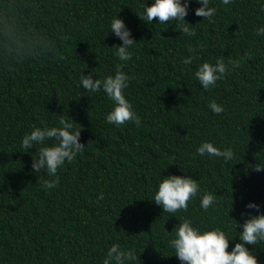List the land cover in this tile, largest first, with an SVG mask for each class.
Listing matches in <instances>:
<instances>
[{"label":"trees","instance_id":"trees-1","mask_svg":"<svg viewBox=\"0 0 264 264\" xmlns=\"http://www.w3.org/2000/svg\"><path fill=\"white\" fill-rule=\"evenodd\" d=\"M145 2L0 0V264H100L113 243L134 249L135 264H180L167 243L180 217L235 237L241 213L255 214L248 202L264 212V170L250 167L264 162V37L254 34L264 25V0H210L211 21L195 15L192 0V36L174 21L145 24L136 13ZM117 13L137 41L122 70L132 77L124 93L139 125L107 124L104 93L77 87L83 72H113L120 41L107 32ZM218 56L240 66L204 90L194 72ZM213 99L224 105L218 115L207 108ZM61 113L81 129L86 149L45 188L52 178L31 170L19 140ZM205 139L231 147L232 160L196 155ZM160 174L193 176L201 191L217 194L216 205L201 209L198 195L186 211L162 213L151 201ZM247 247L264 264V243Z\"/></svg>","mask_w":264,"mask_h":264},{"label":"clouds","instance_id":"clouds-1","mask_svg":"<svg viewBox=\"0 0 264 264\" xmlns=\"http://www.w3.org/2000/svg\"><path fill=\"white\" fill-rule=\"evenodd\" d=\"M192 0H148L142 5L141 11H136L138 17L147 25L169 24L174 21L175 26L181 34L192 36L195 28L185 23V16L189 10ZM200 6L195 9V15L211 21L216 13V8L210 6V0H194ZM220 3L227 6L231 0H220ZM119 41L115 44L114 56L117 63L111 74L100 77L94 72L80 74L77 87L82 88L86 93L103 92L111 102L110 110L104 114V121L109 125L119 127L125 122L140 123V117L135 112L133 105L126 98L124 90L128 88L132 79L125 71L124 65L132 57V49L137 41L131 36V30L125 21L113 15L109 20V31ZM254 34L264 37V25L254 29ZM193 49L188 48L190 53L182 59L187 65L193 60ZM229 65L232 69L240 66L239 60L225 62L223 57H216L214 61L204 60L199 63L194 78L200 87L209 90L216 86L218 80L226 75ZM207 108L213 114H220L224 111V105L211 100ZM75 121L69 115L65 117L62 113L54 125L44 124L33 126L25 131L19 140L21 152H29L32 157L31 170L51 177V180L44 181L45 188H53L58 183L57 172L66 163L73 162L78 155H83L86 146L80 141V131L75 127ZM51 141V143H48ZM35 148L34 152H30ZM195 154L201 157L222 158L224 162L232 160L234 153L231 147H220L210 140H202L195 148ZM256 171L264 170V162L251 165ZM184 172V171H183ZM199 195V206L207 211L217 203V194L208 191H201L199 182L191 175L168 174L158 178L155 191L151 201L162 209V213L174 214L178 210H187L188 202ZM104 193L97 194V200L102 201ZM129 204V203H128ZM125 206V205H124ZM260 205L256 202H248L246 209H254L252 212L241 213L246 216L243 223L236 222L237 235L231 236L220 225L212 227H201L196 225L190 217H180L178 223L169 233H173L168 239V247L173 250L180 264H260L255 248L249 249L247 245L264 243V212L260 211ZM175 217V216H174ZM239 229V231H238ZM230 241H236L229 250ZM137 253L134 249L113 243L107 248L106 253L100 260V264H135Z\"/></svg>","mask_w":264,"mask_h":264}]
</instances>
